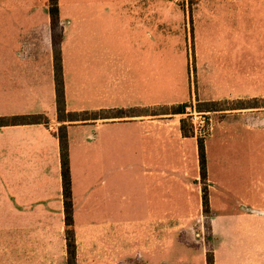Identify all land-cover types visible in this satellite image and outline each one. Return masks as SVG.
<instances>
[{"label":"rangeland","instance_id":"rangeland-1","mask_svg":"<svg viewBox=\"0 0 264 264\" xmlns=\"http://www.w3.org/2000/svg\"><path fill=\"white\" fill-rule=\"evenodd\" d=\"M142 8L158 46L159 188L133 138L114 141L119 127L95 130L94 212L73 213L76 264H206L211 254L214 264H264V0H143ZM181 104L184 114H172ZM157 193L151 230L146 201ZM64 231L63 212L0 213V264H66Z\"/></svg>","mask_w":264,"mask_h":264},{"label":"crops","instance_id":"crops-1","mask_svg":"<svg viewBox=\"0 0 264 264\" xmlns=\"http://www.w3.org/2000/svg\"><path fill=\"white\" fill-rule=\"evenodd\" d=\"M142 5L143 0H58L66 110L97 114V119L60 123L48 0H0V213L64 211L56 135L61 125L67 133L72 202L85 208L73 213L94 212L88 183L94 171L89 166L94 162L95 130L119 127L122 132H112L114 141L133 138L129 143L140 151L143 173L159 188L158 46L152 27L144 25ZM38 115L47 123L7 122ZM112 136L104 130L102 143H110ZM78 161L86 167L82 177ZM149 202L152 230L160 213L158 193Z\"/></svg>","mask_w":264,"mask_h":264},{"label":"trees","instance_id":"trees-1","mask_svg":"<svg viewBox=\"0 0 264 264\" xmlns=\"http://www.w3.org/2000/svg\"><path fill=\"white\" fill-rule=\"evenodd\" d=\"M48 14L50 17V28L52 38V53H53V69H54V83H55V104H56V118L58 122H75L85 121L87 119H97V114L89 115L87 112L83 113H71L66 110L65 96H64V83L62 72V58L60 44L63 39V34L59 25V10L58 0H48ZM186 105L181 104L175 107L172 114H184ZM207 111H212L208 109ZM201 112V111H199ZM115 114H118L117 112ZM8 125L19 124H46V119L41 116H16L7 120ZM6 122V123H7ZM2 120H0V126H4ZM180 131L183 137H189L186 130V123L184 119L180 120ZM59 141L60 149V164H61V178H62V197H63V216H64V240H65V252H66V264H76V244L73 229V211H72V196H71V180H70V167H69V153H68V141L65 125H61L56 133ZM197 153L199 164V176L202 183L206 181L207 169H206V157L203 141L197 140ZM201 203L203 212L208 213V195L207 188L203 186L201 189ZM206 264H214V257L211 254L206 259Z\"/></svg>","mask_w":264,"mask_h":264}]
</instances>
